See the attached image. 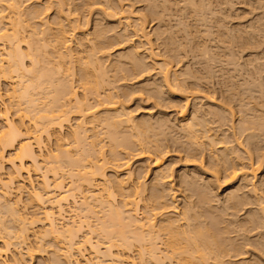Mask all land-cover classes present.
I'll list each match as a JSON object with an SVG mask.
<instances>
[{
	"label": "bare ground",
	"instance_id": "1",
	"mask_svg": "<svg viewBox=\"0 0 264 264\" xmlns=\"http://www.w3.org/2000/svg\"><path fill=\"white\" fill-rule=\"evenodd\" d=\"M22 1L23 0H0V3L4 4V6L0 4L2 7L0 8V264H24L22 259L23 254H21L20 251L12 253V248L16 247V250L18 247L20 248V246H22L25 248L28 256L31 252L33 253V251L37 252L44 249V245V247L41 248L42 244L39 246L37 243L38 241H40V243L42 242L39 239L44 240L45 238H52V241H56L57 239L59 241V239H62L63 241H60L65 245L64 252L61 254L62 260H56L57 257L55 256L56 259L54 262L52 261L53 264H56L57 262V264H75L76 259H73L75 258L73 255L77 254V256H80L86 248H88L95 256L93 262H90L89 264H222L224 257H226V260L224 261L228 264H261L260 259L262 257H259L258 260L254 255L251 256L254 258L250 259L238 258V260H233L244 254L242 249L237 246L238 244H235V240L233 241L231 239L232 237L225 238L223 235L220 236V234L214 231L215 218L212 217V213H216V216L218 217L221 214L219 212L217 213L220 209L217 210V208L215 209L214 206L210 205L211 192L212 194L214 192L212 185L205 183L200 187V181L198 183L199 186L196 185V175L195 177H190L188 179L179 176L178 186L186 192V194H184L185 197L183 198L188 201L183 200L184 202L182 201L183 204L180 211L178 210V213L173 212L174 214L171 216L172 214H169L168 209L172 205L170 206L167 203L168 200H166L168 194L165 189L167 187L165 189L160 187L159 183L161 181L158 183V180L160 179L157 180L159 175L157 174L158 176L156 177L155 174L147 183H141L140 180L144 178L145 174H147L146 170L148 169L144 168L140 175H134V171L127 169L129 162L127 159L128 157L126 158L127 160L124 158L125 162H122L123 160L118 157L117 154L121 149L124 150L126 155H129L139 143L145 147L147 144H143V135L149 132L152 134L151 130L155 131L161 127L164 128L163 126L166 124L162 121L164 118L162 120L155 119L156 121L154 123H149V121L146 122L145 120L134 121L130 113L127 112L128 110L124 111L122 108L123 106L115 107L118 104L117 98L114 99L116 96L115 93L114 97H112L113 93L111 94L107 91L105 94H102L103 87L109 82H107L108 78L104 69L106 66L103 67L104 64L102 60L105 58V51L111 47L110 46L107 49V37L104 36V28H101L102 24L100 25L98 23L99 21L95 20L90 27L89 32H81L80 30L84 28L83 26H86V21H83L82 24L79 23L76 19L70 18L71 13L69 12L70 17H68L69 15L65 16L66 13L64 17H62L63 22L66 21V24H63L62 20L60 21L59 19L57 21L54 20L55 22H53V24L51 22V25H49L47 21L43 20L42 16L45 13L44 11L48 8H42L41 10L37 7H33L23 13L21 6ZM85 1L87 6L92 4L87 0ZM154 1H151L149 4L152 15H157L158 13L169 9L170 0H161L160 3V0L158 2ZM241 1L243 2V0ZM172 2H175V4L181 3L183 8L190 10V15L188 14V18L186 19L187 21H185V23L181 21L179 25L182 26L184 37L188 42H191L193 39L196 40L195 43L192 44L193 46H191L194 47L196 56L203 60L205 69H207L199 74L197 71L196 76H194L195 78L201 79L205 76L208 77L210 66H212L210 64H215L217 58L221 57L219 54L213 52V50H215L214 48H219L215 44V39L217 40V43H220L222 40L227 43L235 40V43L238 42L240 45L239 47L241 48H244L249 44H255L256 38L258 37H262L264 41V0H255L257 4L256 7L261 11L260 20H262V24L258 25L254 23L249 25L248 28L240 25L235 26L227 25L228 23L226 24V22H228L226 21L227 18H231L229 15V8L232 6L234 0H173ZM59 3L58 5H60ZM61 4H63V2ZM215 8L220 9V11L224 10L225 15H222L223 17H217L216 11L218 9L216 10ZM62 9L61 6H57V9L55 10V14L59 15L58 18H60V15L62 16ZM156 9H158V11ZM66 12L68 14V11ZM118 13L122 16L124 13H129V11H123L120 7V10L117 11V14ZM128 17L129 16L123 18L127 19ZM68 18L71 20H68ZM198 25L205 28L203 29V32L198 30ZM210 28H213V31L211 32L215 35L212 39H208V36L210 35L208 29ZM105 29L106 31L108 30L107 27H105ZM135 31L141 33L142 37L146 38V34L142 32L141 26L136 27ZM75 34H78L77 36L79 37L76 41H73L72 39ZM86 36L90 37L87 38ZM173 39L174 36L167 33L165 45H167V51L171 53V56L176 55L174 52H176L177 49L175 48L176 44L173 42ZM175 39H177V37H175ZM182 43L184 42H181V44ZM209 43L212 45L208 46ZM133 49L135 50V47ZM187 50L184 52H187ZM263 51L261 57L247 59L243 62L242 66L245 68L248 66L254 68L256 64L254 63L253 65V62L256 59L259 60L260 58H264ZM180 53L181 52H179V54ZM229 55L230 54L227 53V56ZM124 58L130 65L131 70L136 69L142 72L146 71L147 68L142 59L137 56L136 51L125 55ZM224 58H222V60ZM231 58H233V52ZM233 60L234 59L229 58L227 61L229 64H232ZM115 64H117V62ZM118 64H121V62L119 61ZM166 66L168 67L167 63L161 67V80L164 86L170 87L169 83L171 79L168 74V69L170 70V68H167ZM116 71H118V69ZM253 71H255V69H253ZM224 72L226 75L225 70ZM76 73L77 78H75ZM134 73L132 74L133 76ZM233 76L236 77L235 75ZM173 79L176 82L173 87L175 88L177 85V87H181L179 86L175 75ZM191 79L193 80V78ZM232 79L235 78H232L231 76H226L224 78L223 76L221 82L222 86L229 88ZM244 80L245 79H243V82H245ZM248 82L249 81L245 82L246 86L243 85L246 87L244 91L246 90L247 92H250L254 90L259 94V97L264 98V81H256L255 84H249L250 86L248 85ZM1 83L4 84V88L1 87ZM238 83L240 82H237V85ZM187 84L189 83L187 82ZM192 87L187 85L185 89H191ZM219 87H221V85ZM231 89H233V87H231ZM178 90L180 93L184 92L182 91L183 89L180 90L178 88ZM230 91H228V93ZM236 91L234 90L233 92ZM155 92L158 95L159 91L156 90V88ZM233 92H230L231 97L234 96ZM101 95L102 99H99ZM248 96L250 97L251 95ZM89 98L94 101H92L93 104L91 105L88 103L90 102ZM241 100L239 99V102H237L239 103L240 112V108H243L250 103L248 100L246 102L243 100L244 103H242ZM251 101L255 102L253 99ZM256 104L257 103H255V105ZM250 105H253L252 102ZM101 107L104 109L111 107V109H113L112 113H114L108 115L104 114V116L98 117L96 113ZM211 108L204 111H206L210 117L212 116L214 119L221 121L222 119H220L221 117L219 113L216 111L214 112ZM246 110H244V112ZM249 111H247V113ZM193 113H195V111H193ZM180 114L183 115L184 112ZM195 117L196 116H193L192 118L191 116V120L189 122L187 121V124L181 126V129L185 131L187 139H193L195 134L193 131L194 126L197 125V128L199 125L203 126L208 120L207 118V120H204L200 117L199 120L196 119V122L194 120ZM243 118L244 116L241 117L240 120L242 126L238 129L241 133L242 131L249 132L245 134V140L250 142L254 137H259L258 134L260 131L264 130L262 129L264 120L256 115H253L251 119L244 118V120ZM123 128L127 129V131L129 130V133L122 132L121 129ZM168 128H170V126ZM231 129H233V127ZM89 133L90 135H88ZM103 136L108 139L107 143H109L108 145L112 155L111 161H108L109 158L107 160L103 155L105 147V144L102 141L103 139L101 138ZM157 136H153V138H157ZM228 136L231 137V135ZM263 136L264 135L262 134V137ZM147 139H145V141ZM155 140L156 139H154V141ZM234 140L236 142V139ZM136 141L139 143L136 144ZM192 141L193 140H191V142ZM239 144L240 141L238 145ZM160 147L157 148L160 149ZM198 147L201 146L199 145ZM253 147L255 148V146ZM147 148L148 145L146 149ZM148 149L147 151L141 150V154H146V152L150 151V149ZM226 151L229 150L227 149ZM148 155H150L149 152ZM161 155L162 153L160 155L156 154L155 159H153L154 162L152 163L154 166L160 164L162 160ZM224 157L226 158L223 154V158ZM259 160H257V162ZM209 161L211 160L209 159ZM222 161L225 162V160ZM211 162L213 163V160ZM260 163L261 162L259 161V164ZM261 164L259 166H261ZM259 166L257 167L258 169ZM238 170H241V167L240 169H237V173ZM254 171H256V169ZM107 172H111V177L107 176ZM122 172L125 173L122 174ZM235 172V169L231 171L232 174L229 172L232 175V179L235 177ZM32 173L37 174L36 178H38V180L36 181V185L31 179ZM197 174L199 173L197 172ZM199 175L201 176V174ZM261 175L262 178L259 183L262 185L264 191V165ZM245 176V174L242 176V183L240 185L233 189V191L228 189L223 196V202H225V204H223L224 207L222 211L229 210L230 213H225L224 215L226 217L227 215L231 217L230 221L227 218V220H224L226 225L222 223L224 225L222 231L225 235L228 231V226L233 228V232H241L242 237V233L249 231L253 232L255 229H260L259 231L264 229L263 204L260 205L262 208L256 207L258 206V199L264 201V198L259 190L256 191L257 188L253 185V181H249L251 184H249L250 187L247 195L248 193L250 194L248 196L242 192L238 195V192L247 186V183L244 181V179L247 178ZM214 177H216L215 174ZM166 178L168 177L166 176ZM210 180L211 178H209V181ZM255 192L260 193V195H262L261 198L259 197L256 200L257 195L255 196ZM212 199L214 200V198ZM238 205L244 207L247 205H254L256 208L252 206L249 208L247 206L248 208L245 209L246 211L244 214L235 217L234 213L236 212H232L237 210L235 208ZM72 207H74V209H72ZM95 208L102 213L100 217H96L97 211L95 210V213ZM72 210H74L75 213H77L75 210L81 212H78L77 214L72 213V215ZM240 210L242 211L241 208ZM204 211L207 212L208 216L211 213V216L208 218V223H204L206 222L202 217V212ZM99 214L100 213H98V215ZM224 215L223 217H225ZM220 218L222 219V217ZM92 219L97 222L95 229L92 228L91 225ZM198 219L201 220L198 221ZM64 221H66V223L69 222V224H63ZM194 221L198 222L192 224ZM61 224L64 226L61 227ZM83 230H86V233L82 232ZM81 232L85 233L82 237L81 235L78 236ZM95 232H98V235L102 237L101 239L104 241L103 249H100V243L98 241L92 242L91 236ZM256 235V247H258L257 245L260 246L264 242V231L257 233ZM30 236L33 240H38L36 244L33 243L32 245L30 243ZM79 237L82 239H78ZM244 237L245 239L247 238L246 236ZM253 251L255 252V249H253ZM259 255L261 256V254ZM81 256L83 257V255ZM209 260L212 262L210 261V263H208Z\"/></svg>",
	"mask_w": 264,
	"mask_h": 264
},
{
	"label": "rangeland",
	"instance_id": "2",
	"mask_svg": "<svg viewBox=\"0 0 264 264\" xmlns=\"http://www.w3.org/2000/svg\"><path fill=\"white\" fill-rule=\"evenodd\" d=\"M23 1H22V5H21L22 9H23V13L25 11H28L29 9H32L33 7H37L41 10H42V8L43 9L48 8L47 10L44 11L45 13L42 16H43V20L47 21L49 25H51V22L53 24V22H55L59 19H60V21L62 20V22H63L62 17H64L65 13H66L65 16H68L71 13V17H70V15L68 17L76 19L79 23L82 24L83 21H86V26H83L84 28H82L80 30L81 32H85V33H87L86 31L89 32L90 27L92 26V24L95 20L99 21L98 23L100 25L102 24V26H103V27L101 26L102 29L103 28L105 29V27H107L108 30L106 31V29L105 30L103 29V33H105L104 36L107 37V43H108L107 49L110 46L111 47H110V49L105 51V58L102 60V62L104 64L103 67L106 66L104 69L106 71V76L108 78L107 82L109 81L110 83L108 82V84L103 87V93L102 94H105L106 91L108 93L110 92L111 94L113 93L112 97H114L116 94L114 99L117 98L118 104L115 107H117V106L122 107L123 106L122 108L124 109V111L128 110L127 112L130 113V115L132 116L134 121H140V120L144 121L145 120L146 122L149 121V123H154L156 120H162L164 118L162 121H164L166 124L163 126L164 128H162V127L160 128L162 130H160V129L155 130V131L151 130L152 134H150V132H149V133H145L143 135V137H144L143 144H145V145L147 144L150 151L152 150L151 152L148 151L150 155H148V152H146V154H141V150L147 151V149H148V148L146 149L147 145L146 146L144 145L145 147H143L142 144L140 145V143L136 141V144L139 143L138 144L139 146L136 145V147H134V151L130 152L129 155L128 154L126 155L124 150L121 149L122 152L119 150L120 152L117 154L118 157L123 160V161L121 160L122 162H125L124 158H125V160L128 159L129 162L127 161L128 162V168L127 169L134 171L135 172V173H133L134 175H138V174L140 175V173L144 170V168L148 169V170H146L147 174H145V176H144L145 179L142 178L143 180L142 179L140 180L141 183L142 182L147 183L151 179V177L155 174H156V177L159 175L158 177H160V178L157 177V180L160 179V180H158V183L161 181L159 183L160 187H162L164 189L167 187L166 188L167 190L165 189V191L169 196L167 195L166 200H168L167 203L170 206L172 205L169 208L170 210L168 209L169 214L170 215L172 214L171 216H173L174 213H178L180 211L181 206H182L184 201H188L187 199L183 198V197H185L184 194H186V192H184L178 186V184H179V178L178 177L179 176L180 177L182 176L185 179L186 178L188 179L190 177H195V175H196V177H195L196 178V185H198L199 181H200V183H199L200 187L203 186V184H205V183L212 185L214 192H213V194L211 192V201L214 203H212L210 201V205L214 206L215 209L217 208V210L220 209V211H217V213L219 212L222 215V216L220 215L218 217V216H216V213L215 214L212 213V217L215 218L214 219L215 220L214 231L216 233L220 234V236L223 235V237H225V238H227V237L231 238L232 237L231 239L233 241L235 240L234 241L235 244H238L237 246L240 249H242V252L245 254V255L242 254V255H240L241 257L238 256L237 258H234L233 260H238V258L250 259V258H254V257H257V259L259 260V257H262L260 259V261H261V264H264V242L260 246L257 245L258 247H256V242H257L256 241L257 240L256 234L261 233L262 231H264V229H261V231H259L260 229H257V230L255 229V231L253 230V232L249 231L246 233H242L243 237L241 235V232L240 233L239 232H233V228H231V226H228V231L226 232L227 236L222 231L223 230L222 227H224V225H226L224 220H227V219H229V221L231 220V217L229 215H227V217L224 215L225 213H230V211L229 210H226L227 212L222 211L223 207H224L223 204H225V202H223V196L228 189L230 191H233V189H235L238 185H240L242 183L241 180H242V176L244 174L246 175L245 177L248 178V179L247 178L244 179V181L247 183V186L245 188H242V190L240 192H238V195H240L241 192L247 195L248 189L250 187L249 184H251L250 182L253 181L252 182L253 185H255L256 186L255 188H257L256 191L259 190V192L262 193L263 198H264V194H263L264 191L262 189L263 187L259 183L260 179L262 178L261 174H262L263 165H264V136L262 137V134L264 135V130L260 131L261 135L258 132L259 137H254L253 139L250 140V142L245 140V134H247L249 132L242 131V133H241V131H239L240 126H242V122L240 120H241V117H243V116L245 119H248L250 116L252 117L253 115H256V116H259L262 120H264V118H263L264 117V113H263L264 112V98L259 97V94H257V92H255L252 89H251L252 91H250V92L249 91L247 92L246 90H245L246 92L244 91V89L246 88V87H244V86H246L245 82L249 81L248 85L249 84L252 85V84H255L256 81L257 82L258 81H264L263 80L264 79V70H263L264 69V67H263L264 66V60H263L264 58H260L259 59L260 61L258 59H256L253 62V65H254V63L256 64L254 66V68H251V66H248L246 68L244 66H242L243 62H245L247 59H250V58L254 59V57L259 58L262 56V51L264 50L263 38L262 37L259 38L257 36L258 37V38H256L257 44L256 43L255 44H249L244 48L239 47L240 45L238 44V42L235 43V40H232L234 43L232 41L229 42L231 45L230 46L229 43H227L224 40L220 41V43L218 42L219 43L218 44L217 40L215 39V41H216L215 44L219 48H217V49L214 48L215 50H213V49L212 50L214 53L219 54V56H221V57L218 56L219 58H217V61H215V64H213V63L210 64L212 66H210L208 77L205 76V77L199 79V78L194 77V76H196L197 71L199 74V73L206 71L207 69H205V66H204L205 64H204L203 60L196 56V54H195L196 52L194 51V47H192L193 46L192 44H194L196 40L195 39L191 40L192 43L188 42L187 39L184 37V32H183L182 26L179 25L181 21H183L184 23H185V21H187L186 19L188 18V14L190 13L189 12L190 10L183 8V5H181V3L180 4L176 3V4H178V5H176L175 2H172L173 0H170L169 1L170 5H169V9H168L169 11L164 10L163 12H160L157 15H152L150 8H149V4L151 1H154V0H87L89 3H92V4H90L91 6L89 5L90 7L86 5L85 0H63V1H61V0H38V1L27 0L24 2ZM158 1L159 0H156L154 2H158ZM62 2H63V4H61ZM82 2H83V4H82ZM160 2H161V0L159 1V3ZM238 2H240V3H238ZM58 3L60 5H58ZM233 4H235V5H233ZM233 4L229 8L230 9L229 15L231 18H227L226 21H228V22L225 21L226 24L228 23L227 25H235V26L240 25L242 27L248 28L249 25H252L254 23L258 24V25L262 24V20H260L261 11L256 7L257 4H256L255 0H243V2L241 0H234ZM1 5L4 6L3 3ZM1 5H0V8H2ZM94 5H95V7H94ZM57 6H61V8H63L62 10L64 13L61 11L62 16L60 15V18H58L59 15L55 14V12H56L55 10L57 9ZM174 6H175V8H174ZM120 7L123 11H127V12L129 11V13H124V15H122V16H120L121 14H119V13L117 14V11L120 10ZM215 9L217 10L218 8H215ZM156 10L158 11V9H156ZM66 11H68V14ZM181 11H183L185 13H183ZM106 14H108L109 16ZM115 14H117V15H115ZM216 14H217V17L218 16L223 17L222 15H225L224 10L220 11V9H218L216 11ZM127 16H129L127 19L123 18V17H127ZM70 18H68V20H71ZM163 21H165V22H163ZM63 24H66V21H64ZM138 26H141L142 32L144 34H146V38L142 37L141 33H139V32L137 33L135 31L136 27H138ZM123 27H125V28H123ZM198 27H199L198 30L200 32H203L204 31L203 29H205V28H203V26L200 27L198 25ZM129 28H131V29H129ZM200 29H202V30H200ZM208 31L210 33V35L208 36V39H212L215 36L214 33L211 32V31H213V28L208 29ZM167 33L174 36L173 42H175V44H176L175 48H177L176 52H174V54H176L175 56L174 55L171 56V53L167 51L168 47H167V45H165L166 44L165 38L167 36ZM77 35L78 34H75L73 36V39H72L73 41H76V39L79 37ZM180 35L182 36V38ZM86 37L89 38L90 36L89 37L86 36ZM175 37H177V39H175ZM125 39L127 42L125 41ZM181 42H184V43L181 44ZM232 44H234V45H232ZM209 45H212V44L209 43L208 46ZM229 46H230V48H229ZM134 47H135V50L133 49ZM187 48H188V50H187ZM136 49H138V50H136ZM165 49H166V51H165ZM186 50H187V52H184ZM135 51H136L137 56L139 58H141L143 63L145 64V67L147 68L146 71L142 72V71L136 70V69L131 70L130 65L126 62V59L124 58V56L131 54V52H135ZM179 52H181V53L179 54ZM232 52H233V58H231ZM227 53L230 55L227 56ZM194 54H195V56H194ZM166 56H167V58H166ZM178 57H179V59H178ZM224 57H226V58H224ZM180 58H181V60H180ZM222 58H224V59L222 60ZM229 58L234 59L232 64L228 63L227 60ZM121 59L124 61H122ZM119 61L121 62V64H118ZM114 62L115 63L117 62V64H115ZM257 62H259V63H257ZM123 63H124V65H123ZM165 63H167L168 67L170 68V70L168 69L169 78L171 79L170 83H169L170 87L164 86V84H162V80H161V74H160V72L162 71L161 67ZM114 65H115V67H114ZM218 65H220V66H218ZM117 66H118V68H117ZM236 66H237V68H236ZM213 67H214V70H213ZM233 67H235V68H233ZM262 67H263V69H262ZM201 68H203V69H201ZM109 69H112V70H109ZM114 69H115V72H114ZM117 69H118V71H116ZM124 69H125V71H124ZM253 69H255V71H253ZM224 70L226 71V75L224 74L225 73ZM259 70H260V73H259ZM237 71H238V73H237ZM111 73H113V74H111ZM127 73H129V74H127ZM133 73H134V76L132 75ZM128 75H130V76H128ZM174 75L177 77V80H178L177 82H178L179 86H181V87H177L178 85L176 86L177 88L173 87V86H175L174 84H176V82L173 79ZM233 75H235L236 77H234ZM76 76H77V73L75 74V78H77ZM112 76H113V78H112ZM131 76H132V78H131ZM185 76H186V78H185ZM223 76H224V78L226 76L227 77L231 76L232 78H235V79H232V83L230 84L229 88H225L224 86H222L221 82H222ZM191 78H193V80ZM217 78H219V79H217ZM183 79H184V81H183ZM243 79H245L244 80L245 82H243ZM217 80H220V81H217ZM172 81H174L175 83ZM187 82L189 84H187ZM237 82H240V83H238V85H237ZM172 83H173V85H172ZM240 84L242 87L240 86ZM182 85H183V88H182ZM187 85L190 87H192V85H193V87L191 89H185L187 87ZM220 85L223 88L219 87ZM234 86H237V87H234ZM239 86H240V89H239ZM1 87L4 88V84H2ZM154 87L156 88V90L159 91L158 95L156 94ZM194 87H196V88H194ZM231 87H233V89L235 91L236 90L237 91L233 92L234 90L231 89ZM178 88L180 90L183 89L182 91H184V92L180 93ZM104 89H105V92H104ZM222 89H224V90H222ZM191 91H194V92H191ZM228 91L233 92L234 96L231 97L230 92L228 93ZM162 94H163V96H162ZM238 95H239V97H238ZM240 95L243 97H241ZM248 95H251V96L249 97ZM100 98L102 99V95L99 97V99ZM247 98H249V99H247ZM239 99L240 100L242 99L241 100L242 103L246 102L247 100L250 101V103L247 104L248 107H247V105H245V107H247L248 109L245 107L240 108L241 112L244 114H242L239 111V103H237V102H239L238 101ZM250 99L251 100L253 99L254 101L256 99L257 100L255 102H253ZM243 100H244V102H243ZM89 101L91 102V103L88 102L90 105L93 104L92 99L90 100V98H89ZM251 102L253 105H250ZM255 103H257V104L260 103V104H258V106H257V104L255 105ZM237 105H238V107H237ZM209 108H211V110H214V112L216 111L217 113H219V115L221 117L220 119H222V120L220 121L218 119H214V117H212V116L210 117V115H208L206 113V111H204V110L209 109ZM258 109H260V110H258ZM106 110H108V111H106ZM244 110H246V111L244 112ZM112 111H113V109H111V107L107 108V109H104L103 107H101L97 111L96 115H98V117L99 116L102 117V116H104V114L105 115L111 114ZM182 111L184 112L185 115L180 114V113H183ZM193 111H195V113H193ZM222 111H224V112H222ZM247 111H249L248 112L249 114L247 113ZM255 111H256V114H255ZM257 111H259V112H257ZM250 113H252L253 115ZM181 116H183V117H181ZM191 116H192V118H193V116L197 117V118L196 117L194 118V120L196 122H197V120H199L200 117H201V119L205 120L207 118L208 120L206 119L207 122H205L206 124L204 123L203 126L199 125L198 128H197V125L194 126L193 127L194 129L192 128L194 133H195L193 139H191V138L187 139L185 131L181 129L182 128L181 126H183V124L184 125L187 124L186 122L187 121L189 122L191 120ZM209 117H210V120H209ZM225 117H226V119H225ZM251 117L249 119H251ZM207 123H208V125H207ZM169 124H171V125H169ZM172 124H173V127H172ZM231 124H232V126H231ZM169 126H170V128H168ZM230 127L231 128L233 127V129H231ZM234 127H235V129H234ZM262 129H264V124H263ZM121 131L125 132V133H127V132L129 133V130L127 131V129H125V128L121 129ZM199 132H201V133H199ZM235 133H236V135H235ZM157 134L159 137L157 136ZM88 135H90V133ZM226 135H227V137H226ZM228 135H231V137ZM153 136H155V137L157 136V138H155V137L153 138ZM206 136H207V138H206ZM208 136H209V139H208ZM101 138L103 139V140L102 139L101 140L105 144V147L103 145V147H104V152H103L104 154L103 155L105 156V158L107 160L109 158L108 161H111L112 155H111L110 148L108 145L109 143H107L108 139H106L104 136ZM199 138H201V139H199ZM228 138H230V139H228ZM257 138H259V139H257ZM145 139H147V140L145 141ZM154 139H156V140L158 139L159 142H158V140L154 141ZM175 139H176V142H175ZM218 139H220V140H218ZM234 139H236V142ZM254 139H255V141H254ZM191 140H193V141L191 142ZM198 140H200V141H198ZM208 140H209V142H208ZM211 140L213 143L211 142ZM230 140H232V141H230ZM239 141H240V144L238 145ZM258 141L260 142V144ZM190 142H191V144H190ZM192 144H193V146H192ZM199 145L201 147H198ZM253 146H255V148ZM137 147H139V148H137ZM157 147H160V149ZM208 147H210L211 150ZM227 149L229 151H226ZM245 149H247L249 152ZM255 149H256V151H255ZM232 150L234 151L235 155L233 154ZM139 151H140V153H139ZM257 151H259V152H257ZM152 152H154V153H152ZM254 152H255V154H254ZM161 153H162V155H161L162 160L160 159L161 160L160 164L157 165L158 167L154 166L152 164L154 162L153 159H155L156 154L160 155ZM209 153H212V154H209ZM219 153H220V155H219ZM120 154H122V155H120ZM223 154L226 156V158L225 157L223 158ZM147 155H148V157H147ZM211 155H213V156H211ZM210 156L212 159L210 158ZM217 158H218V161H217ZM259 158H260V160H259ZM209 159L211 161L213 160V163L211 161H209ZM222 160H225V162ZM257 160H259L262 163V164L260 163L261 166H259L260 164H259V161L257 162ZM255 163L256 164L258 163V164L256 165ZM258 166H259V169L257 168ZM240 167H241V170H238V173H237V169H240ZM245 168H247V169H245ZM234 169L236 170V172H235V177H233V179H232L231 178V176H232L231 171ZM255 169H256V171H254ZM197 172L199 174H201V176L199 174H197ZM124 173L125 172H122V174H124ZM184 173L187 175H185ZM214 174L216 177H214ZM188 175H189V177H188ZM31 176H32L31 179L33 180L34 184L36 185V181L38 180V178H36L37 174L32 173ZM107 176L111 177V172H107ZM166 176L168 178H166ZM209 178H211V180H210L211 183L209 181ZM202 179H204V180H202ZM230 179H232V180H230ZM162 184H163V186H162ZM213 184H214V186H213ZM257 186L260 188H258ZM243 189H245L246 191ZM255 193H256L255 196L257 195L256 196L257 198L255 197L256 200L259 197L261 198L262 195H260V193H258V192H255ZM249 194L250 193H248V195ZM212 198H214V200ZM261 201L264 202L263 200L258 199V206H256V207H258V208L263 207V209H264V203H262ZM261 204H263L262 207L260 206ZM247 206L244 207V206L238 205L235 208L237 210H234L232 213L236 212V213H234V216L239 217L240 215L245 213L246 208H248V207L250 208L251 206L254 207V205H250L248 207ZM256 207H254V208H256ZM171 208L173 210L174 209H177V210L173 211ZM240 208L242 209V211L240 210ZM72 209H74V207H72ZM75 209H77V208H75ZM95 210L97 211L96 217H100L102 215L100 210H98L96 208L94 209V211ZM69 211H71V210H69ZM75 211H77V213L79 212L78 210H75ZM96 211H95V213H96ZM72 213H75L74 210H72L71 214ZM77 213H75V214H77ZM98 213H100V214L98 215ZM210 214H209V216H211ZM202 215H203L202 216L203 219L206 221L204 223H208L209 222L208 221L209 216L207 215V212L206 211L202 212ZM223 215L225 217H223ZM220 217H222V219ZM201 219H198V221H200ZM66 221H69V220H66ZM66 221H64L63 224L66 223ZM198 221H194V223H192V224H196ZM67 223L69 224V222H67ZM180 223H182V222H180ZM220 223L221 224L223 223L224 225L222 224L223 225L222 226ZM96 224H97V222H95V220L92 219L91 220L92 228L95 229ZM218 224H220L221 226ZM60 226L63 227L64 225L62 226V224H61ZM60 226H59V228H60ZM82 232L86 233V230L85 231L83 230ZM82 232L78 236L81 235V237H82L83 234L85 235V233H82ZM244 236H246L248 239L247 238L245 239ZM91 237H92V242L98 241L100 243V249H103V247H104L103 242L104 241L101 239L102 237H100L98 235V232H95ZM78 239H82V238L79 237ZM39 240H41L42 242L40 243V241L37 240L39 243L38 244L37 241H35V239L33 240V238L31 236L29 238V241L32 245H33V243H35V244L37 243V245H39V246H40V244H42L41 248H43L45 246L44 249H42L41 251H37V250H36L37 252L33 251V253L31 252V254L27 256L25 248L20 246V248L18 247L16 250H15L16 247L15 248L13 247L12 250L13 251L15 250V251L13 252L11 250V252L15 253L16 251H20L21 254H23L22 259H23L24 264H53L56 257H57L56 260H58V261L62 260L61 254H63L64 248H65L64 243H62L60 241L62 239H59V241H58V239L56 241L54 240L55 242L52 241L53 240L52 238H47V239L45 238L44 240L43 239H39ZM244 241L245 242L247 241L248 243L247 242L245 243ZM245 244H247V245H245ZM248 245H249V248H248ZM244 246H246V247H244ZM259 248H260V250H259ZM253 249H255V252L253 251ZM256 249L258 252L256 251ZM84 251L82 252L83 254H81V255H83V257L85 259L81 255L80 256H77V254L73 255V257H75L73 259H76L75 264H89L90 262H93V260H94L93 258H95V256L90 252V250L88 248H86ZM259 254H261V256ZM252 255H254V257H251ZM224 260H226V257L223 258L222 262L224 264L225 263L228 264ZM210 261L211 260H209L208 263H210Z\"/></svg>",
	"mask_w": 264,
	"mask_h": 264
}]
</instances>
